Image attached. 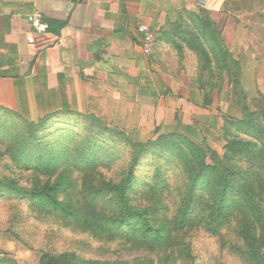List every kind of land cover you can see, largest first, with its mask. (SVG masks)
<instances>
[{"label": "rangeland", "instance_id": "rangeland-1", "mask_svg": "<svg viewBox=\"0 0 264 264\" xmlns=\"http://www.w3.org/2000/svg\"><path fill=\"white\" fill-rule=\"evenodd\" d=\"M246 5H254L253 0L222 3L221 11L231 14H221V40L218 39V47L211 55L207 52L209 43L201 51L187 43L182 47L171 46L166 55L157 48L155 60L159 68L178 75L159 77L166 89L161 99L167 107L162 105L153 111L119 110L113 119L103 120L107 129L120 134L117 138L109 135L113 142L101 147L102 155L114 146L119 151L110 168L91 164L72 150V134L92 127L81 122L76 124L78 121L55 124L51 117L41 131V119L62 111L30 120L17 111L9 109V113H5L0 109V264H264V187L261 185L243 202L242 209L232 211L225 226L212 232L207 213L215 198L207 189H215L214 177L204 172L197 183L203 186L200 190L203 199L197 203L192 219L178 227L180 209L187 201L183 199L186 194L189 199L194 195L189 186L190 165L200 173L198 163L214 167L221 161L231 160L229 167L232 163L239 167L234 170L248 171L251 177L254 162L260 160L257 155L248 160L245 155L226 154L230 140L225 128L231 119H245L242 103L256 113L255 126L260 131L248 134L242 127L237 129L232 125L234 136L229 138L248 141L257 151L264 149V115H259L264 111V104L255 101L258 93L264 95L259 82L261 73L246 72L244 36L238 31L235 33L241 39L237 40L236 65L233 62L230 67L228 65L229 33L225 26L229 17L242 22L246 18L260 19L258 14L244 12ZM211 26L217 36L218 26L213 22ZM230 34L233 38L234 31ZM184 70L187 79L179 76ZM28 121L38 125H27ZM31 127L42 137L40 140H34ZM165 135L172 136L170 146L162 151L166 156L160 153L149 156L137 169L132 203L150 208L151 217L157 222L172 226L176 223L171 235L164 243L152 246L128 238L117 239L111 232L90 228L91 222L103 225L107 217L117 215L118 204L106 200L101 207L92 195L96 191L106 195L104 182L121 178L123 166L126 169L128 164L127 156L120 151L128 146L122 143L124 138L134 143H147ZM181 146L186 158L178 160L177 149ZM157 177L163 181L155 190ZM58 179L62 182L57 189L58 198L87 216L86 225L59 217L46 208L47 204L41 208L26 198L8 196L14 188L42 189Z\"/></svg>", "mask_w": 264, "mask_h": 264}, {"label": "crops", "instance_id": "crops-1", "mask_svg": "<svg viewBox=\"0 0 264 264\" xmlns=\"http://www.w3.org/2000/svg\"><path fill=\"white\" fill-rule=\"evenodd\" d=\"M224 1L215 0L205 12L196 0H0V106L30 120L65 110L111 120L119 110L167 107L159 77L178 75L159 68L157 48L166 55L175 46L170 32L197 30L204 14L220 33L221 14H231L221 11ZM253 2L244 12L260 19L242 22L230 16L225 30L234 61L241 39L235 31L244 36L246 72L261 73L264 93V0ZM34 12L43 14L48 31L33 30L28 16ZM142 24L154 32L152 49L138 30ZM196 42L209 43L214 52L213 35L198 36ZM181 73L187 79L185 70Z\"/></svg>", "mask_w": 264, "mask_h": 264}, {"label": "trees", "instance_id": "trees-1", "mask_svg": "<svg viewBox=\"0 0 264 264\" xmlns=\"http://www.w3.org/2000/svg\"><path fill=\"white\" fill-rule=\"evenodd\" d=\"M201 11H205L201 9ZM202 24L199 23V28L196 29H179L177 31H172L173 36L172 41L175 46L182 47V42L187 43L192 48H195L198 51H201L205 45L201 46L197 44L196 40L198 36H214L216 39L215 47H218V39L220 38V33L217 30V36L215 35V29L211 26V19L204 14L201 17ZM176 37V38H175ZM177 38L179 40H177ZM176 41H175V40ZM211 44V43H210ZM220 44V43H219ZM211 46V45H210ZM210 48V47H209ZM211 49V48H210ZM208 50V48H207ZM215 51V50H214ZM210 55L211 52L207 51ZM214 53V52H213ZM231 62L236 65V61L232 59V54L228 51V65L231 66ZM239 92V91H238ZM237 93L240 94V92ZM259 97L255 99L256 103L264 104V95L262 93H258ZM241 96V94H240ZM243 102V100H242ZM243 107V111L245 112V119L243 120H234L231 119V122L228 123V127H226V135L230 140L226 154L228 155L230 152H234L238 155H245L248 160H252L251 157H257L260 160H257L253 164V173L251 172V177H249V172L234 170L239 167H234L232 163L227 161H221L216 166H206V163L197 164V167L200 168V173H197L196 168L193 166L189 170L190 176V184L194 190V195L189 199L186 194L183 201L187 198V201L183 208L180 209L181 215L178 220V227H183L186 223H188L192 217L191 214L195 212L197 203L201 202L203 196L200 194V190L203 189V186H198V182L200 181L201 176L204 172L209 173V176L214 177V186L215 189H207L209 193H211L212 197L215 198V203L211 210L207 213L208 217V226L212 232L220 229L225 226L229 221L230 215L233 210L237 211L244 207L243 202L247 200L250 196L252 197L254 193V189L261 185L264 187V149L257 151V149H253L250 147V142L237 140L235 137V141L229 137L232 135V127L238 126L242 127L246 133L255 134L256 131H260L256 129L255 112L250 111L249 106L245 103L241 105ZM0 109L5 110V113H9V109L0 106ZM76 112V111H75ZM73 112L71 110H65L60 113H55L53 116H46L40 120V124L43 125L44 130L48 121H51L55 124H72L73 121H78L84 126L92 127L88 131H77L73 133L71 142H73L72 150L77 152L79 156H83L86 161L91 164L96 163L101 167L110 168L115 164V154L119 155V151L117 147H110L107 151L106 155H102V146L104 143L110 144L113 142L109 137V135H113V138H117V134L119 132L109 130L105 127L106 123L100 119L99 117L93 114H84L80 112ZM259 115H264V111ZM23 118V117H22ZM253 122V123H252ZM27 125L35 126L38 124H33L31 122H25ZM233 125V126H232ZM237 125V126H236ZM97 126V127H94ZM39 127V126H37ZM34 140H40L35 129L31 127ZM29 133V132H28ZM84 137H86L84 139ZM172 136L165 135L161 136L159 139L155 141H148L147 143H134L130 141L127 137L124 138L122 143L127 144L128 146L124 149H120L121 154L127 156L128 164L126 165V169L123 166L122 176L120 179H110L109 181H105L104 185L107 187L103 190V192L107 193L106 195H101V191H96L92 196L100 202L101 207L103 206L104 201H114V203L118 204L116 211L117 215H111L105 219V223L103 225H99L98 222H91L93 224L92 227L98 231H107L108 233H112L113 236L117 239L128 238L133 242H137L140 244H148V245H160L165 242V240L171 235L172 229L176 227V223L174 226L170 224H164L161 222H157L154 218L151 217V209L150 208H140L135 206L132 201L133 190L136 186L137 177V169L141 162L148 158L149 156H153L157 153H160L162 156H166L162 153L163 149L168 148L170 146L169 141L172 139ZM70 142V143H71ZM74 147V148H73ZM183 146L177 149V157L178 160H182L186 158V154L184 153ZM73 151V152H74ZM74 152V153H75ZM94 155L96 157H94ZM169 158V157H167ZM230 158V157H229ZM125 161V162H126ZM188 167V168H189ZM212 167V168H211ZM210 169V171H209ZM196 170V171H195ZM214 175V176H213ZM204 178V177H203ZM67 179V178H66ZM68 181V179H67ZM163 180L159 181V177H157V181L155 183V190L159 187ZM62 185L61 180H57L55 184L47 186L45 188H14L11 192L8 193V196H18L19 198H26L32 204L37 205L41 208L45 204L48 205L47 209H50V212L56 213L59 217H65L67 220H74V223L79 225L87 224V216H83L82 212L76 211L72 209L71 203H65L63 200H60L57 196V189ZM204 187H206L204 185ZM105 196V197H104ZM232 198L233 200L230 199ZM201 210V209H200ZM202 212V210L200 211ZM183 214V215H182Z\"/></svg>", "mask_w": 264, "mask_h": 264}, {"label": "built area", "instance_id": "built-area-1", "mask_svg": "<svg viewBox=\"0 0 264 264\" xmlns=\"http://www.w3.org/2000/svg\"><path fill=\"white\" fill-rule=\"evenodd\" d=\"M215 0H196V5L200 9H208L211 7ZM28 20L31 23L33 30L38 33H43L48 31L49 24L43 19V14L40 12H34L28 16ZM140 34L143 36L144 43L147 49H152L154 46V32L150 26L142 24L138 28ZM28 41L30 43L35 42V37L33 34L28 36Z\"/></svg>", "mask_w": 264, "mask_h": 264}]
</instances>
